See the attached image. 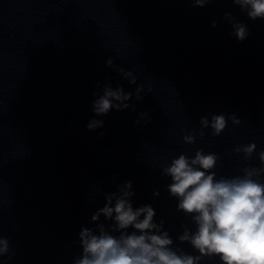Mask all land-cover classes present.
I'll list each match as a JSON object with an SVG mask.
<instances>
[{
    "label": "clouds",
    "instance_id": "obj_1",
    "mask_svg": "<svg viewBox=\"0 0 264 264\" xmlns=\"http://www.w3.org/2000/svg\"><path fill=\"white\" fill-rule=\"evenodd\" d=\"M211 0H193L194 6L204 7ZM247 16L255 21L264 19V0H232ZM225 20L232 24L233 35L238 41L248 37L247 26L236 22L231 13H226ZM213 27L216 22L213 21ZM109 66L112 61L106 62ZM130 83L135 84L131 72L120 70ZM141 88L136 89L137 99H141ZM132 93H125L122 87L112 89L105 87L103 95L93 103L94 113L105 115L110 110L120 111L129 107L126 103ZM115 101L116 103H113ZM141 118L148 116L140 113ZM234 124L240 121L235 116L230 117ZM139 120L136 121L139 124ZM146 122H150V119ZM102 121L92 120L87 128L94 130L102 126ZM202 128L211 127L212 135L218 136L226 127L224 115H213L211 121L207 117L200 120ZM201 137L204 132L199 133ZM185 143L195 142L193 135L183 137ZM256 145L249 144L236 148L243 152L245 158L251 157ZM219 157L215 153L205 154L197 150L193 158L184 154L172 160L170 166L163 169V174L171 177L168 191L178 199L177 209L192 216L197 230L192 233L185 230L178 237L181 242H188L200 255L177 252L170 246L173 244L168 232L161 231L160 224L153 222L156 215L151 205L133 208L128 199L133 196L131 182L123 186L122 195L111 193L106 196L105 205L100 208L91 220L97 221L102 214L114 220L112 231L120 232L116 237L99 226V234L89 228H82L79 233L83 255L75 264H199L203 257L218 256L222 264H264V183L259 179L264 174L262 168H245L243 176L220 179L212 171ZM264 164V152L259 154ZM155 196L159 192H154ZM114 202V204H113ZM142 217V219H141ZM133 228L131 234L125 230ZM139 233V234H137ZM9 252L7 238H0V256Z\"/></svg>",
    "mask_w": 264,
    "mask_h": 264
}]
</instances>
